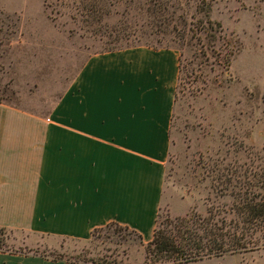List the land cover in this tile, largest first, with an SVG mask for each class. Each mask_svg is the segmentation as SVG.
Instances as JSON below:
<instances>
[{"label":"rangeland","instance_id":"obj_1","mask_svg":"<svg viewBox=\"0 0 264 264\" xmlns=\"http://www.w3.org/2000/svg\"><path fill=\"white\" fill-rule=\"evenodd\" d=\"M159 1L168 2L171 33L157 31L155 16L143 9ZM14 2L29 7L28 16L20 24V15L0 11V100L48 113L83 60L108 47L115 25L139 23L154 31L141 34V44L180 52L157 228H170L178 216L207 215L212 203L227 220L235 216L233 197L216 196L218 168L263 171L264 0H43L44 15L41 0ZM208 19L222 31H212ZM146 244L115 224L85 240L9 229L0 235L1 249L95 264H145ZM206 264H264V246Z\"/></svg>","mask_w":264,"mask_h":264},{"label":"crops","instance_id":"obj_2","mask_svg":"<svg viewBox=\"0 0 264 264\" xmlns=\"http://www.w3.org/2000/svg\"><path fill=\"white\" fill-rule=\"evenodd\" d=\"M28 8L0 0L20 24ZM180 73L177 49L137 45L89 54L48 113L0 100V227L85 240L117 223L151 241ZM0 264L91 263L0 249Z\"/></svg>","mask_w":264,"mask_h":264},{"label":"trees","instance_id":"obj_3","mask_svg":"<svg viewBox=\"0 0 264 264\" xmlns=\"http://www.w3.org/2000/svg\"><path fill=\"white\" fill-rule=\"evenodd\" d=\"M143 9L147 14L155 16L156 21H153V26L158 27L157 31L164 34L171 33L169 30L171 23L166 16L169 10L168 2H151L147 8ZM206 22L212 31L215 29V31H222L219 22L210 19ZM138 25L139 23L130 24L125 20L120 21L109 33L108 47L101 52L137 45L151 46L140 43L141 34L151 35L154 31L148 32L143 28H136ZM203 27L204 25L197 31H201ZM163 28L164 30H161ZM173 29L177 28L173 26ZM218 169L220 173L217 177L216 196L233 197L230 212H233L235 216L227 220L224 216H220L219 206L212 203L208 206L207 215L193 213L189 217L178 216L168 221L170 228L158 229L157 225L153 239L145 247V264H183L204 258L246 252L264 246V167L262 172L250 171L249 167L240 172L238 164H234L233 167L225 165ZM110 224L130 229L117 223ZM101 228H97L94 232ZM5 230L6 228L0 227V235H3ZM257 233L260 234L257 235ZM138 235L142 238L140 234ZM59 258L63 257L54 259Z\"/></svg>","mask_w":264,"mask_h":264}]
</instances>
